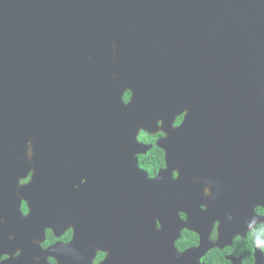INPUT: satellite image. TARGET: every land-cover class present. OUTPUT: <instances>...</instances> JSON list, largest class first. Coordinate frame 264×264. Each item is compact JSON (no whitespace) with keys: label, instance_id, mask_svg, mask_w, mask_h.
<instances>
[{"label":"flooded vegetation","instance_id":"af4514ba","mask_svg":"<svg viewBox=\"0 0 264 264\" xmlns=\"http://www.w3.org/2000/svg\"><path fill=\"white\" fill-rule=\"evenodd\" d=\"M185 14L173 29L176 81L186 89L178 85L177 101L186 106L169 127L172 164L158 145L168 136L160 118L151 131L138 128L135 145L115 138L125 130L114 129V87L95 82L81 96L86 128L60 148L59 170L29 147L26 177L0 195V264H264V121L243 42L234 41L258 39L259 25L240 18L217 28ZM133 97L122 93L125 104ZM129 122L119 126H136Z\"/></svg>","mask_w":264,"mask_h":264},{"label":"water","instance_id":"95a60500","mask_svg":"<svg viewBox=\"0 0 264 264\" xmlns=\"http://www.w3.org/2000/svg\"><path fill=\"white\" fill-rule=\"evenodd\" d=\"M183 11L218 21L217 28L234 29L235 24L223 20L258 23V39L249 33L234 41L243 42L244 71L258 84V116L264 121V8L251 1L0 0V195L12 193L18 179L26 177L29 147L49 157L51 172L59 170L60 148L86 128L83 92L96 89L95 82L114 87V129L125 130L115 138H128L135 145L138 128L151 131L160 118L168 136L158 145L172 164L169 127L186 106L177 101L178 85L184 88L176 81L181 74L173 34L175 19L187 17L178 15ZM211 65L218 67L219 62ZM209 76L211 84L225 80L217 69ZM126 89L134 92L129 104L122 99ZM134 113L142 117L133 121L129 115ZM122 122L136 126L123 128ZM258 141L262 158L261 132Z\"/></svg>","mask_w":264,"mask_h":264},{"label":"bare ground","instance_id":"6f19581e","mask_svg":"<svg viewBox=\"0 0 264 264\" xmlns=\"http://www.w3.org/2000/svg\"><path fill=\"white\" fill-rule=\"evenodd\" d=\"M161 128V127H160ZM171 129V128H170ZM29 149V148H28ZM29 152H30V150H29ZM151 152V151H150ZM156 154V153H155ZM152 156V155H151ZM156 157V156H155ZM32 159V158H31ZM33 159H34V157H33ZM34 162V161H33ZM141 163V162H140ZM152 163V162H151ZM156 163V162H155ZM34 164V163H33ZM149 165V164H148ZM147 165V166H148ZM32 169H34V168H32ZM36 169V168H35ZM34 173H36V172H34ZM152 175V174H151ZM189 178H191V177H189ZM51 226V225H50ZM33 241H35V240H33Z\"/></svg>","mask_w":264,"mask_h":264}]
</instances>
